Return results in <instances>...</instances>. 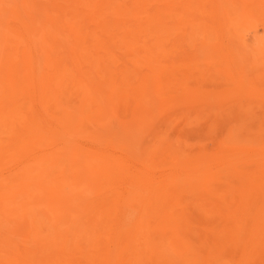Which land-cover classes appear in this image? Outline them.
Instances as JSON below:
<instances>
[{
    "label": "rangeland",
    "instance_id": "obj_1",
    "mask_svg": "<svg viewBox=\"0 0 264 264\" xmlns=\"http://www.w3.org/2000/svg\"><path fill=\"white\" fill-rule=\"evenodd\" d=\"M40 263L264 264V0H0V264Z\"/></svg>",
    "mask_w": 264,
    "mask_h": 264
},
{
    "label": "bare ground",
    "instance_id": "obj_2",
    "mask_svg": "<svg viewBox=\"0 0 264 264\" xmlns=\"http://www.w3.org/2000/svg\"><path fill=\"white\" fill-rule=\"evenodd\" d=\"M206 3V2H205ZM227 3V2H226ZM87 5V4H86ZM234 5V4H233ZM77 7V6H76ZM243 8V7H242ZM244 12V11H243ZM241 19V18H240ZM235 22V21H234ZM40 25V24H39ZM147 33V32H146ZM200 33V32H199ZM57 39V38H56ZM39 43V42H38ZM73 45V44H72ZM81 47V46H80ZM43 48V47H42ZM78 51V50H76ZM69 53V52H68ZM76 55V54H75ZM85 55V54H84ZM66 58V57H65ZM44 61V60H43ZM79 62V61H78ZM51 65V64H50ZM76 65V64H75ZM52 66V65H51ZM50 68V67H49ZM52 68V67H51ZM41 71V70H40ZM48 75V74H47ZM100 75V74H99ZM121 88V87H120ZM116 89V88H115ZM42 92V91H41ZM19 95V94H18ZM57 101V100H56ZM118 105V104H117ZM5 106V105H4ZM98 128V127H97ZM28 158V157H27ZM40 159V158H39ZM52 159V158H51ZM36 160V159H35ZM7 167V166H6ZM10 167V166H9ZM5 186V185H4ZM19 189V188H18ZM130 196V195H129ZM21 199V198H20ZM132 200V199H131ZM15 206V205H14ZM30 209V208H29ZM22 213V212H21ZM98 229V228H97ZM79 234V233H78ZM80 235V234H79ZM73 240V239H72ZM219 241V240H218ZM140 243V242H139ZM61 245V244H60ZM55 247V246H54ZM142 250V249H141ZM48 251V250H47ZM18 253V252H17ZM251 255V254H250ZM85 258V257H84ZM8 260V259H6ZM263 261V260H262ZM8 262V261H7ZM12 262V261H11ZM41 264V263H40Z\"/></svg>",
    "mask_w": 264,
    "mask_h": 264
}]
</instances>
